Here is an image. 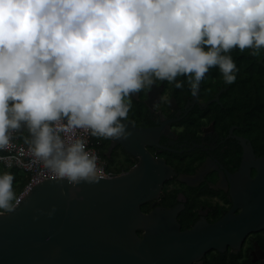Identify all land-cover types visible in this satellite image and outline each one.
<instances>
[{
  "label": "clouds",
  "instance_id": "1",
  "mask_svg": "<svg viewBox=\"0 0 264 264\" xmlns=\"http://www.w3.org/2000/svg\"><path fill=\"white\" fill-rule=\"evenodd\" d=\"M233 49L264 58V0H0V149L20 133L29 165L98 179L89 137H130L133 96L158 82L198 95L217 67L234 83ZM14 180L0 172V210Z\"/></svg>",
  "mask_w": 264,
  "mask_h": 264
},
{
  "label": "water",
  "instance_id": "2",
  "mask_svg": "<svg viewBox=\"0 0 264 264\" xmlns=\"http://www.w3.org/2000/svg\"><path fill=\"white\" fill-rule=\"evenodd\" d=\"M159 132L132 127L126 140H113L108 158L116 144L139 158L126 172L78 183L47 179L24 191L11 211L0 212V264H201L211 250L237 253L264 229V158L253 181L259 196L240 214L182 230L178 208L143 212L175 174L144 147Z\"/></svg>",
  "mask_w": 264,
  "mask_h": 264
},
{
  "label": "flooded vegetation",
  "instance_id": "3",
  "mask_svg": "<svg viewBox=\"0 0 264 264\" xmlns=\"http://www.w3.org/2000/svg\"><path fill=\"white\" fill-rule=\"evenodd\" d=\"M244 58L255 72L249 97L241 98L239 73L234 83L226 84L217 67L206 73L198 95L187 84L176 88L162 81L133 96L130 126L160 129L144 147L175 173L164 183L159 199L142 206L143 212L178 208L181 229L188 230L201 221L216 223L230 212L240 214L248 199L259 196L261 189L253 181L259 172L256 161L264 158V58L249 53ZM165 95L167 100H161ZM112 142L98 139L107 151ZM119 156L124 167L116 173L139 162L116 144L110 158ZM214 254L222 264L232 256L236 264H264V229L250 233L237 253L231 247L211 250L201 264H208Z\"/></svg>",
  "mask_w": 264,
  "mask_h": 264
},
{
  "label": "trees",
  "instance_id": "4",
  "mask_svg": "<svg viewBox=\"0 0 264 264\" xmlns=\"http://www.w3.org/2000/svg\"><path fill=\"white\" fill-rule=\"evenodd\" d=\"M234 57V59L236 60V63L239 67V77L241 79V87H240V94H241V98L242 97H249L251 96L252 92V88H253V78L255 77V72H251L252 70L249 67V62L247 59H245L244 57H246L248 55V51L245 50L244 52H241L239 49H233L232 53H231ZM240 55V57L238 59H236V57ZM256 65L258 64L257 62L255 63ZM249 81V82H248ZM96 141H98L99 138L97 137H93ZM100 150L102 152L103 157L108 161L109 167L110 169L114 170L112 167V164L109 163V161L111 163L116 162L115 159H111L110 157L108 158L106 156V152H107V147H100ZM2 166V171L8 170V171H12L15 174V180L13 182V187L14 190L16 192V199L19 198V196L24 192L26 186L28 185L29 181H30V176L28 173L22 171L21 169L17 168V167H6L5 165L1 164ZM129 169H124V171H127ZM115 171V170H114ZM0 212H8V210H0ZM141 234V233H140ZM215 258H211L210 262H208V264H222V262H219L218 258L219 255L218 254H214ZM218 260V261H217ZM223 264H236L234 256L230 257V258H226L225 261H223Z\"/></svg>",
  "mask_w": 264,
  "mask_h": 264
},
{
  "label": "built area",
  "instance_id": "5",
  "mask_svg": "<svg viewBox=\"0 0 264 264\" xmlns=\"http://www.w3.org/2000/svg\"><path fill=\"white\" fill-rule=\"evenodd\" d=\"M22 146L26 147L16 139V133H14L13 146L0 149V164L8 167V163L10 162L12 165L11 167H17L29 174L30 181L24 191L29 190L32 186L44 180L57 178L52 173L45 171L42 165H29L27 163L29 157L27 155H20V149ZM89 147L93 148L99 154V163L104 169L103 177L112 176L115 171L110 169L108 161L103 157L98 141H96L93 137H89Z\"/></svg>",
  "mask_w": 264,
  "mask_h": 264
},
{
  "label": "rangeland",
  "instance_id": "6",
  "mask_svg": "<svg viewBox=\"0 0 264 264\" xmlns=\"http://www.w3.org/2000/svg\"><path fill=\"white\" fill-rule=\"evenodd\" d=\"M115 161L116 162H114V163H111L110 161H109V163L110 164H112V167H113V169L115 170V171H117L118 169L121 171V170H123V167H124V165H122V163L124 162V160H123V158L121 157V156H119V157H117V158H115ZM2 171V166H1V164H0V172ZM21 196V195H20ZM19 196V197H20Z\"/></svg>",
  "mask_w": 264,
  "mask_h": 264
},
{
  "label": "crops",
  "instance_id": "7",
  "mask_svg": "<svg viewBox=\"0 0 264 264\" xmlns=\"http://www.w3.org/2000/svg\"><path fill=\"white\" fill-rule=\"evenodd\" d=\"M16 139H17L20 143L24 144V140H23V137H22L21 135H20V136L16 135Z\"/></svg>",
  "mask_w": 264,
  "mask_h": 264
}]
</instances>
